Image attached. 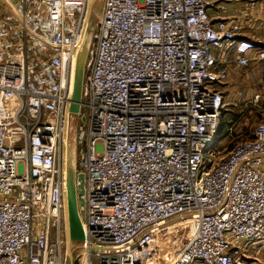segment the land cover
Segmentation results:
<instances>
[{"label": "built area", "instance_id": "built-area-1", "mask_svg": "<svg viewBox=\"0 0 264 264\" xmlns=\"http://www.w3.org/2000/svg\"><path fill=\"white\" fill-rule=\"evenodd\" d=\"M212 8L226 10L103 0L78 115L76 243L65 148L90 0H0V264H260L264 122L227 153L216 134L217 85L232 65L263 62L264 47ZM178 218L196 227L170 251L158 241Z\"/></svg>", "mask_w": 264, "mask_h": 264}, {"label": "rangeland", "instance_id": "rangeland-1", "mask_svg": "<svg viewBox=\"0 0 264 264\" xmlns=\"http://www.w3.org/2000/svg\"><path fill=\"white\" fill-rule=\"evenodd\" d=\"M209 1L213 2V0ZM249 1L250 3L246 5L245 9L240 11L239 17L242 16L241 19L236 18L243 24L245 32L249 28H254L256 20H258L257 18L259 16V6L256 3L258 0ZM102 2L103 0H95L93 3L95 6L91 24V32L93 31V33L96 29L97 14L100 12ZM216 3L223 4L226 7V5L222 2ZM256 34H254V36L250 34L249 35L253 38L255 37V41H258L259 44L262 45L264 42L261 40V37ZM217 88L223 92L225 96V102L221 111L220 125L216 134V144L221 148L226 147L225 153H227L236 142L242 139L252 138L256 127L264 122V61L254 62L250 67L246 68L238 67L235 64L232 65L230 67L229 77L226 79V81L218 84ZM73 123L77 132L78 127L82 123L81 116L75 117ZM67 157L68 156L66 155V167ZM76 160L77 167H79L82 160V149L78 145L76 149ZM190 224L191 221L189 218H186L185 220L178 218L171 221L168 225V235L159 239V245L161 247L162 244L165 245L163 248H167L170 251L176 249L179 247V245L181 247L183 243H185L191 237ZM181 225H183L184 228L179 233L182 236L180 243L177 245L174 243V232L178 231H176L175 228H172L171 226L178 228V226ZM168 243H170V247H168ZM75 252L79 253V250H76ZM251 254H254L255 257L258 258V262L260 264H264V252L256 254L255 251H252Z\"/></svg>", "mask_w": 264, "mask_h": 264}, {"label": "water", "instance_id": "water-1", "mask_svg": "<svg viewBox=\"0 0 264 264\" xmlns=\"http://www.w3.org/2000/svg\"><path fill=\"white\" fill-rule=\"evenodd\" d=\"M94 11V10H93ZM93 11L90 16L85 38L77 57L76 70H75V82L72 95V102L70 106V113L72 118L70 125V134L68 142V158H67V192H66V212L67 219L70 228V240L72 242L79 243L84 239V228L82 219L79 212L80 204H83L82 195L84 194V180L85 176L83 172L77 173V132L74 127L73 120L77 117L82 110L83 97L85 94V69L88 58L89 49L93 40V31L91 32V24L93 18ZM102 12V7L99 14H97V22ZM96 22V23H97ZM97 25V24H96ZM95 32V31H94ZM78 264V261H75Z\"/></svg>", "mask_w": 264, "mask_h": 264}, {"label": "crops", "instance_id": "crops-1", "mask_svg": "<svg viewBox=\"0 0 264 264\" xmlns=\"http://www.w3.org/2000/svg\"><path fill=\"white\" fill-rule=\"evenodd\" d=\"M214 2H222L226 5V10L222 13L219 12V10H217V8H212L210 9V15L212 17L213 20H217L219 17H226V18H240V11L244 10L246 5H248L250 3L249 0H213ZM257 5L259 6V16H258V20H256V26L254 25V28H247L248 30H246L245 35L253 40H255L252 36H254V34H257L259 37H261V40L264 42V0H258V2L256 1ZM252 36H250V35ZM258 42V41H257ZM264 45V43L262 44V46ZM264 47V46H263Z\"/></svg>", "mask_w": 264, "mask_h": 264}, {"label": "bare ground", "instance_id": "bare-ground-1", "mask_svg": "<svg viewBox=\"0 0 264 264\" xmlns=\"http://www.w3.org/2000/svg\"><path fill=\"white\" fill-rule=\"evenodd\" d=\"M94 1L95 0H90V8H91V11H93L94 10V8H95V6H94ZM102 7H103V2H102ZM81 47H82V45H81ZM81 47H80V49H79V51H78V54H77V57H78V55H79V52H80V50H81ZM76 62H77V58H76ZM75 62V63H76ZM75 70H76V65H75V67H74V82H75ZM74 89V88H73ZM69 134H70V131H68V137H69ZM67 142H68V139H67ZM69 144H66V148H65V155H67L68 156V151H67V146H68ZM68 158V157H67ZM172 228H175L174 226H171ZM195 227H196V225H192L191 226V229H190V233L192 234L193 232H194V230H195ZM177 229V228H176ZM177 231V230H176ZM175 233V238H174V243L175 244H179L180 243V239H181V236L182 235H180L179 233L180 232H174ZM173 233V234H174ZM169 240V239H168ZM165 242V241H164ZM163 243V242H162ZM165 245H163L162 244V247H164ZM180 246V245H179ZM168 247H170V246H168Z\"/></svg>", "mask_w": 264, "mask_h": 264}]
</instances>
